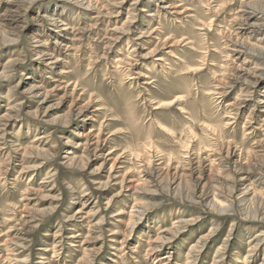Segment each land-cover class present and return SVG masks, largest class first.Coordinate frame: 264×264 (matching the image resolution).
Returning <instances> with one entry per match:
<instances>
[{
    "label": "rangeland",
    "instance_id": "rangeland-1",
    "mask_svg": "<svg viewBox=\"0 0 264 264\" xmlns=\"http://www.w3.org/2000/svg\"><path fill=\"white\" fill-rule=\"evenodd\" d=\"M0 264H264V0H0Z\"/></svg>",
    "mask_w": 264,
    "mask_h": 264
}]
</instances>
